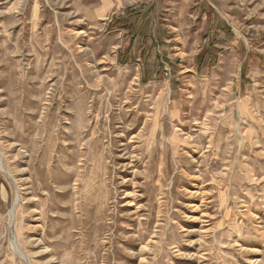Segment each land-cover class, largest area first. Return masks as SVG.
Returning a JSON list of instances; mask_svg holds the SVG:
<instances>
[{"label":"rangeland","instance_id":"obj_1","mask_svg":"<svg viewBox=\"0 0 264 264\" xmlns=\"http://www.w3.org/2000/svg\"><path fill=\"white\" fill-rule=\"evenodd\" d=\"M0 164V264H264V0H0Z\"/></svg>","mask_w":264,"mask_h":264},{"label":"bare ground","instance_id":"obj_2","mask_svg":"<svg viewBox=\"0 0 264 264\" xmlns=\"http://www.w3.org/2000/svg\"><path fill=\"white\" fill-rule=\"evenodd\" d=\"M0 167L2 168L1 164H0ZM16 205V204H15ZM15 205H14V208L12 210V212L10 213V216H11V221L13 220L14 218V211H15ZM15 234L13 235V233L11 234V243H12V246H13V250H15L14 252H16L18 255H20V258H22L23 260L27 261V264H31L30 263V260L29 258L22 252L21 248L19 247L18 243H17V237L15 236ZM16 238V239H15ZM15 253V254H16ZM16 254V255H17Z\"/></svg>","mask_w":264,"mask_h":264},{"label":"water","instance_id":"obj_3","mask_svg":"<svg viewBox=\"0 0 264 264\" xmlns=\"http://www.w3.org/2000/svg\"><path fill=\"white\" fill-rule=\"evenodd\" d=\"M6 174L10 177V175L6 172ZM12 233H13V235H14V231H13V229H12ZM15 237V236H14ZM16 239V238H15ZM28 261V260H27Z\"/></svg>","mask_w":264,"mask_h":264}]
</instances>
